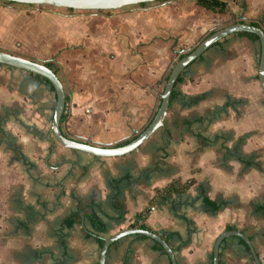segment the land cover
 <instances>
[{
  "label": "crops",
  "instance_id": "obj_1",
  "mask_svg": "<svg viewBox=\"0 0 264 264\" xmlns=\"http://www.w3.org/2000/svg\"><path fill=\"white\" fill-rule=\"evenodd\" d=\"M225 1L223 13L195 0L135 3L113 14L6 4L0 47L51 62L66 88L67 136L114 146L134 138L158 108L173 51L162 41L190 47L235 21L264 27V0ZM259 60L260 40L240 31L215 42L182 71L164 125L118 156L61 144L51 132L50 83L0 63V264H99L97 235L129 227L141 212L139 222L169 235L179 264H212L214 242L229 226L252 239L264 264ZM172 183L189 187L166 191ZM91 212L106 230L94 228ZM154 244L138 234L122 237L107 264H171ZM248 248L226 237L220 264H255Z\"/></svg>",
  "mask_w": 264,
  "mask_h": 264
},
{
  "label": "water",
  "instance_id": "obj_2",
  "mask_svg": "<svg viewBox=\"0 0 264 264\" xmlns=\"http://www.w3.org/2000/svg\"><path fill=\"white\" fill-rule=\"evenodd\" d=\"M19 3L28 4H43L53 6H64L68 8L77 9H112L119 8L122 6L141 3L152 0H8ZM236 31H251L255 32L259 36L260 40V60L258 66V75L260 84L264 92V27L254 25L246 21H235L226 24L220 28L215 29L202 40H200L194 48L186 52L181 56L177 62L172 66L165 85L163 92L161 93L160 102L158 108L146 125V127L138 132V134L131 140L120 144V145H103L96 144L91 141L78 140L67 136L62 130V118L67 102V93L63 81L57 74V72L44 61L37 60L24 56L22 54L11 52L7 49L0 47V63L9 64L15 67H20L38 73L46 77L50 83L54 86L56 92V104L54 115L52 119L51 132L53 136L64 146L82 150L90 154L97 156H118L129 153L138 148L145 140H147L158 128L164 125L165 117L171 104L172 92L175 87L178 76L184 71V69L195 59H197L208 47L213 45L215 42L225 37L226 35ZM130 234H138L146 236L159 242L168 257L170 258L171 264H179L176 256L175 248L166 240V238L152 230L142 227H126L118 230L110 236L104 237V242L100 250L99 264H107V254L109 248L117 240L121 239ZM238 236L242 238L249 247L250 253L255 264H263L261 258L256 250L252 239L240 229L232 228L225 229L218 234L214 246H213V261L212 264H220V247L223 240L228 236Z\"/></svg>",
  "mask_w": 264,
  "mask_h": 264
},
{
  "label": "trees",
  "instance_id": "obj_3",
  "mask_svg": "<svg viewBox=\"0 0 264 264\" xmlns=\"http://www.w3.org/2000/svg\"><path fill=\"white\" fill-rule=\"evenodd\" d=\"M195 1H196L197 4L202 5V6H204L206 9L212 10V11H214V12L223 13V12H226V11L228 10V4H227V2H226L225 0H195ZM141 3H145V2H141ZM252 24H254V25H259V23H258V22H255V21H253ZM240 33H242V34H247V35L251 36L253 39H255V40H259V36H258L255 32H251V31H240ZM184 54H185V53L180 54V57L183 56ZM45 63H46L48 66L53 67L52 64H51V62L47 61V62H45ZM55 71H56V70H55ZM36 75H37L39 78H41V79L45 80L46 82L50 83V81H49L46 77H44V76H42V75H40V74H38V73H36ZM179 80H181V74L178 76V78H177V80H176V83H175V86H176V84H177V82H178ZM50 85H51L52 89H54V86H53L51 83H50ZM54 90H55V89H54ZM174 94H175V87H174V90H173V92H172V98H173ZM172 98H171V99H172ZM65 117H66V113L63 114V118H62V119H64ZM127 141H128V140H124V141H122V142H118L117 144L120 145V144H123V143H125V142H127ZM188 187H189V183H183V184H181V185H179V186H176L175 184L172 183V184H170V185L168 186V188H165V190H166V191H169V192L172 191V190H176V191H185V190H187ZM158 191H159V189H158ZM166 196H167V194H164V195L161 196V197H162V199H164ZM205 199H206V202H207L210 206H212L214 209H218V208L220 207V204H218V203H216L215 201L209 199L208 197H206ZM146 211H148V210H146ZM146 213H147V212H144V213H143V212H141V213H137V214H136V219H135V221L132 222V223L130 224V226H132V227H136V226H137V227H142V228L152 229V226L148 225L146 222H144V221L139 222V220H141V219L143 218V216H144ZM88 216L90 217L91 222H92V225L94 226V228H95L96 230H98V231H104V230H106V224H105V222L100 218V216H99L98 214H96L95 212H91V213L88 214ZM66 222H67L68 224H71V223L73 222V217L67 218V219H66ZM229 229H232L231 226H229ZM97 237H98V241L100 242V245L102 246V244H103V242H104V237H102L101 235H97ZM144 237H145V236H144ZM164 237L166 238V240H167L168 242H170V237H169V235H164ZM241 241H242V242L247 246V248H248V245L246 244V242H245L242 238H241ZM154 245H155L156 248H158V249L162 250L164 253H166V251L164 250L163 246H162L159 242H155ZM248 250H249V248H248Z\"/></svg>",
  "mask_w": 264,
  "mask_h": 264
},
{
  "label": "rangeland",
  "instance_id": "obj_4",
  "mask_svg": "<svg viewBox=\"0 0 264 264\" xmlns=\"http://www.w3.org/2000/svg\"><path fill=\"white\" fill-rule=\"evenodd\" d=\"M162 1L163 0L146 1V3H147L146 6H148V5L152 6L154 4H158V3L162 2ZM11 2L12 1H8V0H0V6L6 5V4H11V5H14V6H26L28 4V3H19V2L11 3ZM33 5H36V6H39V7H44V8H55V6H53V5H43V4H33ZM131 6L132 5H126V6H122V7H119V8H112V9H77V8H74L76 10L73 9L72 11L85 12V13L95 12V13H105V14H111L112 13L113 14V13H117L119 11H124V12L129 11V8H131ZM141 6H144V5H141ZM162 31L163 32H167V29H165V30L163 29ZM165 36H167V35L165 34ZM125 37H127V40H128L127 44H126L127 47H129L130 50H135L136 47H137V43L135 41L131 40L132 39L131 33L127 32L125 34ZM171 40H169V42H173ZM161 43L166 44L167 50H173V51L171 52V57H170L171 58V63H170L169 68L166 71V74L164 75V78H163V80L161 82L160 92H162V90L164 88L168 72L170 71L172 66L177 62V60L180 58V54L186 53V52L190 51L192 48H194L196 46V44H195V45H192L190 47H185L186 45L182 44V43H179L178 40L174 41L172 43V45H170V43H168L167 40L162 41ZM169 46H171V47H169ZM181 50H183V51H181ZM149 51H151V50H149ZM153 52H154L153 53L154 55H158L157 54V50H153Z\"/></svg>",
  "mask_w": 264,
  "mask_h": 264
},
{
  "label": "built area",
  "instance_id": "obj_5",
  "mask_svg": "<svg viewBox=\"0 0 264 264\" xmlns=\"http://www.w3.org/2000/svg\"><path fill=\"white\" fill-rule=\"evenodd\" d=\"M64 113H68V108H67V107H65ZM153 207H154V206H152V208H153Z\"/></svg>",
  "mask_w": 264,
  "mask_h": 264
}]
</instances>
